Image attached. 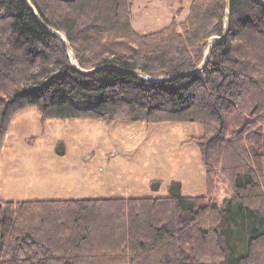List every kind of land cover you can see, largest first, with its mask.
<instances>
[{
    "label": "trees",
    "instance_id": "trees-1",
    "mask_svg": "<svg viewBox=\"0 0 264 264\" xmlns=\"http://www.w3.org/2000/svg\"><path fill=\"white\" fill-rule=\"evenodd\" d=\"M30 2L83 70L116 65L152 78L197 68L226 24L227 0H194L185 22L143 35L129 0ZM0 23V157L14 116L29 107L43 121L198 122L209 138L201 197L173 182L166 197L0 200V264H264L263 4L231 0L229 34L204 69L161 83L80 72L27 0H0ZM213 174L232 191L221 204Z\"/></svg>",
    "mask_w": 264,
    "mask_h": 264
},
{
    "label": "rangeland",
    "instance_id": "rangeland-1",
    "mask_svg": "<svg viewBox=\"0 0 264 264\" xmlns=\"http://www.w3.org/2000/svg\"><path fill=\"white\" fill-rule=\"evenodd\" d=\"M207 139L198 122L43 121L29 107L14 116L4 140L0 200L166 197L173 182L187 196L201 197L209 190ZM215 176L212 196L221 204L232 191L224 177Z\"/></svg>",
    "mask_w": 264,
    "mask_h": 264
},
{
    "label": "crops",
    "instance_id": "crops-1",
    "mask_svg": "<svg viewBox=\"0 0 264 264\" xmlns=\"http://www.w3.org/2000/svg\"><path fill=\"white\" fill-rule=\"evenodd\" d=\"M193 1L129 0L132 28L143 35L161 31L173 23H183L190 14Z\"/></svg>",
    "mask_w": 264,
    "mask_h": 264
},
{
    "label": "water",
    "instance_id": "water-1",
    "mask_svg": "<svg viewBox=\"0 0 264 264\" xmlns=\"http://www.w3.org/2000/svg\"><path fill=\"white\" fill-rule=\"evenodd\" d=\"M257 2L261 3L264 5V0H256ZM27 2L31 5V9L33 10L38 22L41 24V26L43 28H45L50 34L56 36L57 38L61 39L63 41V43L65 44L67 50L70 52L71 54V58H72V63L75 66V68H77L80 72L84 73V74H93V73H97L101 70H105V69H117L120 70L124 73L127 74H131L134 75L136 77H141L149 82H155V83H161L163 81H170V80H174L177 78H181V77H190L192 75L198 74L201 70L204 69V67L209 63L210 58H211V53H212V49L214 48V46L220 42H222L223 40H225L229 34L230 31V18H231V0H227V8H226V24H225V29L223 32L222 36H216L210 39L209 44L207 46V51H206V55L205 58L203 60V62L194 70L189 71V72H182V73H178L169 77H162V78H152L147 76L146 74L137 71V70H127V69H123L119 66L116 65H103L100 67H96L94 69L91 70H83L77 63V60L73 54L71 45L67 39L66 36H64L62 33H60L59 31L49 27L45 21L42 19V17L40 16V14L38 13V11L35 9V7L31 4L30 0H27Z\"/></svg>",
    "mask_w": 264,
    "mask_h": 264
}]
</instances>
